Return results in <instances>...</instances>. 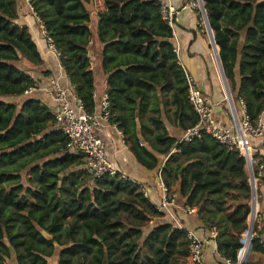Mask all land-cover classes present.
<instances>
[{
    "label": "trees",
    "instance_id": "trees-1",
    "mask_svg": "<svg viewBox=\"0 0 264 264\" xmlns=\"http://www.w3.org/2000/svg\"><path fill=\"white\" fill-rule=\"evenodd\" d=\"M202 1L231 92L255 124L264 113V0ZM93 4L31 0L88 113L96 108L88 57ZM105 7L96 40L111 123L143 167L157 169L159 157L168 158L165 185L177 187L181 204L197 210L203 227L217 229V253L236 264L253 198L245 159L209 136L190 143L170 137L160 96L171 94L174 123L182 131L193 128L198 117L159 0H105ZM18 19L19 0H0V98H24L0 100V264H189L186 233L173 224L145 231L164 215L139 185L119 177L90 183L86 172L75 170L83 157L65 151L55 115L38 99H25L26 91L38 87L31 73L41 71L43 60ZM148 112L156 132L148 125L141 131L154 152L141 147L138 137L137 121ZM252 245L264 253L258 238Z\"/></svg>",
    "mask_w": 264,
    "mask_h": 264
},
{
    "label": "crops",
    "instance_id": "crops-1",
    "mask_svg": "<svg viewBox=\"0 0 264 264\" xmlns=\"http://www.w3.org/2000/svg\"><path fill=\"white\" fill-rule=\"evenodd\" d=\"M169 2L176 9H183L189 6L193 0H163ZM106 11L105 0H94L92 9V21L90 27L93 33V41L88 48V57L91 60L90 69L95 73V103L98 105L99 99L107 93V76L100 71V60L102 53V46L97 43V22L98 15ZM17 26L27 27L30 31L31 37L36 44L41 58L43 60V67L40 72L31 73L32 77L38 81V87L35 88V93L30 96H25V99L36 98L45 104L51 112L56 115L59 109L58 104L54 102L49 95V81L52 79L59 80L62 86L73 87L66 79L64 71L61 66L60 58L56 57L48 48L45 36L42 31V25L33 10L27 5L25 0H19V19L16 21ZM96 30V34H94ZM173 43L179 63L184 71L192 76L201 86L204 95L212 102V108L215 118L221 125L229 130L235 131L234 115L229 106V93L234 100L235 109L240 119L243 118L246 108L242 101H237L231 92L229 81L225 75L224 68L221 62L219 48L213 46L211 34L203 22L200 13L197 10L187 9L181 12V21L176 25L173 31ZM241 38L240 41H242ZM221 63V65H220ZM237 82L240 79L237 78ZM72 106L76 105L78 99L77 94L71 90L68 96ZM160 108L162 109L161 118L170 137H175L181 141L186 132L177 128L174 123L175 107L172 105L171 94L160 96ZM18 100V99H17ZM20 100V99H19ZM189 101V100H188ZM190 103V102H189ZM196 114V113H195ZM150 116L146 117L145 114L141 116V120L137 121L138 137L141 141V147L146 148L148 151H153L152 147L146 142L145 137L141 131V125H148L153 130L156 129L150 122ZM264 125V113L261 115ZM100 137L103 139L106 147L108 159L113 166L118 169L120 174L127 177L129 180L136 182L145 197L149 199L153 205L158 207L161 204L163 181V167L167 163L168 158L159 157L160 167L154 170H149L143 167L135 155L125 144L122 131L118 125L111 124L105 126L99 131ZM252 152L255 155L258 163L264 162V140H250ZM154 152V151H153ZM177 150H173L172 154H177ZM175 166V165H174ZM185 165L181 166L180 173H182ZM76 171L82 170L86 172L84 161L82 165L75 168ZM92 183V181H90ZM177 193L179 205L181 204L177 187L171 188ZM197 213V210H196ZM195 214H188L182 209H174L175 219L185 229L194 231L197 236L205 244V264H225L224 259L216 251L215 240L211 237L212 229L203 227ZM252 225L257 233V238L264 246V177L257 182V201L251 203ZM169 216H164L151 222V229L155 225L173 224L177 228V223ZM254 221V222H253ZM250 227V216L248 219ZM188 261V260H187ZM189 263V261H188ZM190 264V263H189ZM247 264H264V253L255 252L250 250L247 254Z\"/></svg>",
    "mask_w": 264,
    "mask_h": 264
},
{
    "label": "built area",
    "instance_id": "built-area-1",
    "mask_svg": "<svg viewBox=\"0 0 264 264\" xmlns=\"http://www.w3.org/2000/svg\"><path fill=\"white\" fill-rule=\"evenodd\" d=\"M25 2L33 10L31 0H25ZM159 2L162 20L172 31L175 30L176 25L181 21V12L187 9L197 10L202 17L203 22L206 24V13L202 9L201 0H193L189 6H186L183 9H176L169 2L163 0H159ZM42 31L48 48L56 57L60 58L59 51L55 47L53 41L48 37L43 25ZM185 79L188 90V100L198 117V122L193 128L186 132L180 143H190L196 139H201L203 136H209L218 141L228 150L237 151L245 159L246 169L252 188V203H256L257 182L264 177V162L258 163L255 155L258 154V156H260V152H257L256 154L252 152L253 149L250 146V140H264V125L261 116L258 121L253 124L245 111L243 118L240 119L235 109L234 100L231 96V98H229V106L235 118V131H229L215 118L212 102L204 95L200 84L187 72H185ZM71 90L76 93L75 89L69 86H62L59 80L52 79L49 81L48 93L59 106L58 112L55 115V128L60 130L66 137L65 151L83 157L86 173L89 175L92 182L105 177H119L124 181H128L129 179L120 174L118 169H116L108 159L105 143L99 135V131L103 127L112 124L111 103L108 94L103 95L99 99L98 105L93 113H88L83 102L79 98L77 99L75 106L71 105L68 98ZM35 91V88H31L26 91L25 95H33ZM161 188L163 192L161 204L157 207L159 213L164 216H169L175 221L174 209H182L190 215L196 213L195 208L189 206L181 208L178 202L177 193L168 188L164 182L161 183ZM252 217L253 214L251 213L250 227L243 240V248L238 253L236 264H247V254L253 248V240L257 238V233L252 225ZM176 223L177 229L187 235V240L189 242V263L205 264L204 242L194 231L185 229L177 221ZM211 237L214 240L218 237L217 229L214 228L211 231ZM225 264L235 263L226 260Z\"/></svg>",
    "mask_w": 264,
    "mask_h": 264
},
{
    "label": "water",
    "instance_id": "water-1",
    "mask_svg": "<svg viewBox=\"0 0 264 264\" xmlns=\"http://www.w3.org/2000/svg\"><path fill=\"white\" fill-rule=\"evenodd\" d=\"M201 4H202V9H203V10L205 11V13H206L205 6H204V3H203L202 0H201ZM206 25H207V28H208L209 33L211 34V38H212L213 46H214L215 49H216V48H217V44H216V42H215V37H214L213 31H212V29H211V27H210V24H209V20H208L207 14H206ZM220 65H221V63H220ZM221 66H222V65H221ZM125 69H126V68H123V70H125ZM228 93H229V98H231V93H230V91H228ZM43 236H44L47 240H49V241L52 240V237H51L50 235L46 234V233H44Z\"/></svg>",
    "mask_w": 264,
    "mask_h": 264
},
{
    "label": "rangeland",
    "instance_id": "rangeland-1",
    "mask_svg": "<svg viewBox=\"0 0 264 264\" xmlns=\"http://www.w3.org/2000/svg\"><path fill=\"white\" fill-rule=\"evenodd\" d=\"M93 32H94V34H96V30H94ZM0 100H4V101H7V102L21 103L22 101H24V98L21 99V100H19V99H18V100H17V99L12 100V99H8V98H6V99H4V98H0ZM150 113H151V112L146 113L145 116H146V117H149V114H150ZM180 164H181V163H180ZM184 165H185V164H184ZM185 169H186V167L183 168L182 173L185 171ZM148 230H150V229H146L145 231L148 233V232H149ZM50 263H52V260L50 261Z\"/></svg>",
    "mask_w": 264,
    "mask_h": 264
}]
</instances>
